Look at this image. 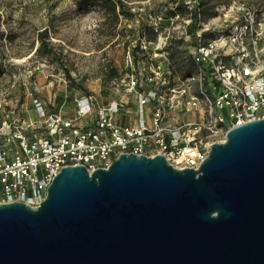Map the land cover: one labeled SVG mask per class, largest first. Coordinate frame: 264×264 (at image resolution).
<instances>
[{"label": "water", "instance_id": "95a60500", "mask_svg": "<svg viewBox=\"0 0 264 264\" xmlns=\"http://www.w3.org/2000/svg\"><path fill=\"white\" fill-rule=\"evenodd\" d=\"M0 264H264V118L198 170L133 154L61 168L37 209L0 204Z\"/></svg>", "mask_w": 264, "mask_h": 264}, {"label": "built area", "instance_id": "2783aa9c", "mask_svg": "<svg viewBox=\"0 0 264 264\" xmlns=\"http://www.w3.org/2000/svg\"><path fill=\"white\" fill-rule=\"evenodd\" d=\"M209 31L201 26L193 32L190 70L174 76L168 34L155 48L140 41L126 52L123 76L113 80L121 94L105 103L91 95L75 99L74 118L49 113L34 100V120L26 129L45 132L41 138L13 134L4 140L2 131L10 126L3 122L0 204L37 209L61 168L83 166L90 174L121 154L160 155L174 169L198 170L230 129L263 119L264 28L249 16L226 32ZM207 33L215 35L205 39Z\"/></svg>", "mask_w": 264, "mask_h": 264}, {"label": "rangeland", "instance_id": "374dc122", "mask_svg": "<svg viewBox=\"0 0 264 264\" xmlns=\"http://www.w3.org/2000/svg\"><path fill=\"white\" fill-rule=\"evenodd\" d=\"M121 1L132 18L120 17L117 27L111 29L103 22L101 11L81 5V0H0V61L4 64L0 127L3 122L10 126L2 131L4 140L13 134L45 136L43 131L26 129L34 120V100L49 113L74 118V97L91 95L99 103L116 98L121 90L106 80V67L114 68L122 77L126 52L136 50L133 46L142 40L155 48L168 34L171 75L189 70L194 8L198 16L196 29L202 26L211 29L209 32H226L249 16L264 28V0ZM179 1L184 2L188 12L171 17L169 10H174ZM222 13L225 22L218 19ZM44 30L46 43L36 52L40 46L37 35Z\"/></svg>", "mask_w": 264, "mask_h": 264}, {"label": "trees", "instance_id": "16d2710c", "mask_svg": "<svg viewBox=\"0 0 264 264\" xmlns=\"http://www.w3.org/2000/svg\"><path fill=\"white\" fill-rule=\"evenodd\" d=\"M80 4L89 5L93 7L94 9L101 11L103 15V19H104L103 22L109 23V26L111 27V29H115L117 27L120 17L127 18V19L132 18V14L129 12V8H127L121 0H81ZM187 12H188V9L184 5V2L179 1L174 10H169V15L171 17H174L176 16V14L184 15ZM192 15H193L194 21L190 28L191 29L195 28L196 30V23L198 22L197 8L193 9ZM46 35L47 34L45 30L43 32L38 33L37 37H38V41L40 42V46H38V48L36 49V52L40 51L42 45L46 43L45 42L47 39ZM203 36L205 39H210L214 37V34H208V35L204 34ZM106 68L107 69H106L105 78L107 81L111 82L120 77L118 76L117 71L114 68L109 67V66ZM3 72H4V64L0 61V77L3 75Z\"/></svg>", "mask_w": 264, "mask_h": 264}, {"label": "crops", "instance_id": "0c3cea01", "mask_svg": "<svg viewBox=\"0 0 264 264\" xmlns=\"http://www.w3.org/2000/svg\"><path fill=\"white\" fill-rule=\"evenodd\" d=\"M81 97V96H80ZM75 99H77V97H74V99H72V101H71V105H72V107H73V104H74V113L76 112V106H75V103H74V100ZM100 103H102V102H100Z\"/></svg>", "mask_w": 264, "mask_h": 264}]
</instances>
